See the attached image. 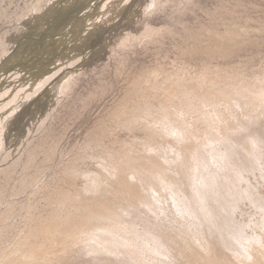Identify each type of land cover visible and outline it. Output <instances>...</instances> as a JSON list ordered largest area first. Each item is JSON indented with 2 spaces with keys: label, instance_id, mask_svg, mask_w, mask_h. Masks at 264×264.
Returning <instances> with one entry per match:
<instances>
[{
  "label": "rangeland",
  "instance_id": "rangeland-1",
  "mask_svg": "<svg viewBox=\"0 0 264 264\" xmlns=\"http://www.w3.org/2000/svg\"><path fill=\"white\" fill-rule=\"evenodd\" d=\"M263 95L264 0H0L1 255L32 219L52 264H264ZM131 176L161 209L74 234Z\"/></svg>",
  "mask_w": 264,
  "mask_h": 264
},
{
  "label": "bare ground",
  "instance_id": "bare-ground-1",
  "mask_svg": "<svg viewBox=\"0 0 264 264\" xmlns=\"http://www.w3.org/2000/svg\"><path fill=\"white\" fill-rule=\"evenodd\" d=\"M169 83V82H168ZM176 88H179V87H176ZM167 89V88H166ZM164 92V91H163ZM259 93V92H258ZM251 94V93H250ZM253 94V93H252ZM257 93H255L256 95ZM263 94V93H262ZM246 95V94H245ZM254 95V94H253ZM243 96V95H242ZM264 96V95H263ZM263 96H261L262 98H264ZM258 97H260V95L258 94ZM233 99H235V101H238L236 100V98L234 97ZM239 99V98H238ZM250 99V98H249ZM256 99V98H255ZM247 101V100H246ZM258 101V100H257ZM239 102V101H238ZM245 102V101H243ZM249 102V101H248ZM247 102V105L248 106H251L249 105ZM264 102V101H263ZM241 103V102H240ZM252 103V102H251ZM242 104V103H241ZM255 104V103H253ZM257 106H255L257 109L258 107L260 106V104H257ZM262 105V104H261ZM247 106V107H248ZM255 107L253 109H255ZM261 107V106H260ZM256 109V110H257ZM262 109V108H260ZM263 109H264V106H263ZM249 112V111H248ZM138 114V113H136ZM171 122V121H170ZM241 151V149H240ZM234 152V151H233ZM238 152V151H237ZM235 154V153H234ZM236 155V154H235ZM184 156V155H183ZM239 157V156H238ZM184 158V157H183ZM185 159V158H184ZM186 159H187V156H186ZM234 159V158H233ZM189 161V160H187ZM189 163V162H188ZM185 164V162H184ZM190 164V163H189ZM202 164V163H201ZM203 166V164H202ZM198 162L194 163L192 166H191V170L193 171L192 172V175H196V177H198V181L201 180L202 178L200 177H203V175H205V168H203ZM186 167V166H185ZM184 167V168H185ZM188 168V167H187ZM190 168V167H189ZM186 169V168H185ZM238 174V173H237ZM207 175V174H206ZM132 179H135L134 180V183H133V186L131 185H126L127 188H124V186H122V189L124 188L125 189V193L121 196H119V200L118 201H122V200H125V199H130L131 201L132 200H137V197H141L138 202H137V207L136 208H124L123 205L120 204V202H117L114 200L113 203H110V206H109V209H108V212H109V216L108 217H101L99 216L98 214H95V213H91L89 214L90 218L89 220H79L80 222L77 223L78 219L75 220V222H72L73 224L71 225V227L73 226V229H74V234H77V235H81L82 236H85L89 239H92L94 242L98 243V244H105L106 245V248H110L109 246H111L112 244H120V240L122 239L121 237V233L120 232H117L116 230H110V229H106V228H102V227H95L94 229H92L90 231V233L88 232V234H84V229H86L87 227H89L90 225L89 224H93L95 225V223H100L102 222V220H110L112 221V226L115 227V225L117 224L116 222L119 221H124L126 217L130 216L131 213H136L137 210H140V209H143V210H151L154 212V210L156 209H161V205H160V202L159 201H163L164 199H162V196L160 195L158 189H154V185H150L149 182L147 181H143V180H139L134 177V176H131ZM239 179V178H238ZM235 180V179H234ZM97 181V180H96ZM95 181V182H96ZM234 186V185H233ZM148 187V188H147ZM138 190H137V189ZM234 188V187H233ZM123 189V190H124ZM136 189V190H135ZM133 190V191H132ZM235 190V189H234ZM138 193V194H135V193ZM107 195V193H106ZM171 196L173 199H176V201L178 200L177 199V196L175 193H171ZM102 197H106L105 195H102ZM203 198V196L201 197V199ZM0 199H1V196H0ZM90 213V212H89ZM79 214V213H78ZM108 214V213H107ZM80 215V214H79ZM77 214L73 217H76ZM87 216V215H86ZM136 217V215H134ZM72 217V218H73ZM78 217V216H77ZM58 218V217H57ZM71 218V219H72ZM60 219V218H59ZM84 219V218H83ZM87 219V218H86ZM64 220V219H63ZM70 220V219H69ZM74 220V219H73ZM72 220V221H73ZM121 220V221H120ZM36 221V220H35ZM58 221V220H57ZM67 221V220H66ZM61 223V221H59ZM68 222V221H67ZM71 222V221H70ZM69 222V223H70ZM92 222V223H91ZM56 222L54 221V224ZM58 223V222H57ZM63 223V222H62ZM33 222H32V219H29L27 225H28V229L25 231V232H21V239H20V243L18 244V246L16 245L14 247H12L10 250H7V251H2V254L4 256L1 255L0 253V257H3L1 260H0V264H43V262L41 261L42 258H45L44 255L47 257V258H51V254H50V250H53L50 248V246H53L54 247V244H57L59 242V236L61 235L63 238H75L76 236L72 235L71 234H67L66 232L68 230H66L65 234L62 233V230H58L56 229L55 227L51 226L50 224H39L41 225L40 227L38 226V229L36 231H31L32 227H33ZM59 224V223H58ZM65 226L67 225L64 224ZM69 226V225H68ZM218 226V225H217ZM3 227L2 226L0 228L1 233H0V238H2L3 236ZM9 227V226H8ZM6 228V227H5ZM219 228V227H218ZM58 235H57V234ZM65 235V236H64ZM71 235V236H70ZM6 236V235H5ZM45 238V240L42 242L41 245H38L36 241L34 240H38L39 238ZM127 237V236H126ZM36 238V239H35ZM62 239V238H60ZM69 239V240H71ZM147 239V238H146ZM138 240V239H137ZM100 241V242H99ZM126 241V240H124ZM134 241V240H133ZM19 242V241H17ZM65 242L67 243L68 241L65 240ZM135 242V241H134ZM51 243L53 245H51ZM152 243V242H151ZM116 244V245H117ZM131 244V243H130ZM124 245V244H123ZM149 246V245H148ZM49 250V251H47ZM52 252V251H51ZM55 252V251H54ZM47 253L50 254L51 257H48V255H46ZM59 253H57L58 255ZM54 255V254H53ZM55 256V255H54ZM98 257V255H96ZM135 257V256H134ZM136 258V257H135ZM63 259V258H62ZM47 260V259H45ZM51 260V259H50ZM57 260H60V259H57ZM44 261V259H43ZM49 262V260H47ZM52 261H54L53 259L51 260V264H52ZM145 261V260H144ZM47 262V263H48ZM58 261H56L57 263ZM138 262V261H137ZM144 263V262H143ZM46 264V263H45ZM50 264V263H48ZM148 264V263H146Z\"/></svg>",
  "mask_w": 264,
  "mask_h": 264
}]
</instances>
